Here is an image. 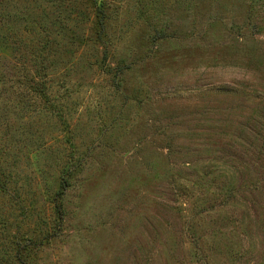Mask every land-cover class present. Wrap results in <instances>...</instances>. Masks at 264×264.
Returning <instances> with one entry per match:
<instances>
[{"label":"rangeland","instance_id":"obj_1","mask_svg":"<svg viewBox=\"0 0 264 264\" xmlns=\"http://www.w3.org/2000/svg\"><path fill=\"white\" fill-rule=\"evenodd\" d=\"M104 9L0 0V264H264V0Z\"/></svg>","mask_w":264,"mask_h":264},{"label":"trees","instance_id":"obj_2","mask_svg":"<svg viewBox=\"0 0 264 264\" xmlns=\"http://www.w3.org/2000/svg\"><path fill=\"white\" fill-rule=\"evenodd\" d=\"M94 7H95V10H96V17H98L97 19V26H98V29H99V35L101 36L102 33L105 32V17H106V12H105V9H104V0H91ZM66 182L64 180V182L62 183V186H63V189L61 191H59V193L57 194V196H61L64 194V189L66 187ZM56 208L58 210V212L60 213V215L62 214V205L61 203H57L56 204ZM21 255V254H20ZM19 254H17V258L19 260V262L21 264H24L25 263V260H23V258L20 256Z\"/></svg>","mask_w":264,"mask_h":264}]
</instances>
